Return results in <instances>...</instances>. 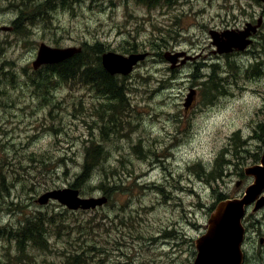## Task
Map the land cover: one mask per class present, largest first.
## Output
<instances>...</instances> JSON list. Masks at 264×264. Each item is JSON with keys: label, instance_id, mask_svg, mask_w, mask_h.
Wrapping results in <instances>:
<instances>
[{"label": "rangeland", "instance_id": "rangeland-1", "mask_svg": "<svg viewBox=\"0 0 264 264\" xmlns=\"http://www.w3.org/2000/svg\"><path fill=\"white\" fill-rule=\"evenodd\" d=\"M22 9L33 17V48L15 53L5 44L8 53L0 57V65L14 59V70L21 75L17 80L11 76V81L9 73L0 76V128L7 130L0 131V228H5L1 233L6 236L0 238V264H63L66 254L76 251L83 252L86 264L108 260L194 264L195 242L207 232L205 225L216 198L208 192V185L190 172L189 165L201 161L210 166L231 143V160L241 168L259 162L264 153V139L256 140L252 134V129L264 122V28L247 52L231 57V62L244 70H254V76L237 73L233 84H226L225 90L208 99L203 85L208 65L219 63L223 71H233L226 67L228 57L214 53L210 32L225 31L227 25L240 29L245 21L264 17V4L257 0H177L172 6L144 9L138 0H47L34 6L28 1ZM12 19L0 15V28ZM7 33L11 32L0 31V44L11 37ZM25 38L24 34L15 37L16 41ZM160 38L164 42L158 41ZM97 42L105 53L128 57L123 46H131L148 54L125 76L135 107L129 113L130 125L124 129L127 139L120 132L103 140L97 112L104 101L96 100L90 89L59 74L49 78L44 75L47 69L36 74L32 67L42 43L80 49ZM18 48L28 49V45ZM167 53L186 54L185 63L179 62V73L170 70ZM193 89L197 95L187 109L186 98ZM236 132L246 142L239 144L243 146L240 151L232 140ZM95 137L104 146L109 171L119 151L126 155L124 146L141 144L151 149L153 156L148 155L144 162L131 159L128 171H133V176L127 173L118 182L121 189L115 195V206L110 202L95 210L72 211L57 201L40 205L38 200L45 193L71 188L69 184L81 173L85 161L86 141ZM11 144L16 148L4 146ZM29 157L37 163L29 164ZM52 157L61 159L55 171L54 165L47 164ZM239 173L236 167L230 168L217 183L230 199L240 198L251 183ZM172 175L178 190L147 187H161L168 179L173 185ZM98 185L92 179L88 188L82 187L81 197H104L98 193ZM250 211L245 221V264H264V244L260 243L264 239V209L255 215ZM37 215H51L60 224L47 236L48 249L30 248L26 258L16 252L7 232ZM161 229L168 234H157ZM101 253L107 260L102 261Z\"/></svg>", "mask_w": 264, "mask_h": 264}, {"label": "trees", "instance_id": "trees-1", "mask_svg": "<svg viewBox=\"0 0 264 264\" xmlns=\"http://www.w3.org/2000/svg\"><path fill=\"white\" fill-rule=\"evenodd\" d=\"M140 3L147 2L148 4H153L155 0H138ZM164 0H159V2H163ZM169 6L173 5V2H177V0H167L166 1ZM38 14H41L38 12ZM158 41H163V38L158 39ZM128 41H126V44ZM157 46V44L155 45ZM138 47H129L123 46V49L127 54L138 53ZM105 51L102 48L100 42H97L94 46L89 47L88 44H85L84 47L81 48V51L74 54L72 57L64 60V62L60 64L48 65L47 70L44 72V75L52 78L56 74H59L61 78L64 80H69L71 83H81L90 89L93 97L96 100H102L100 105L102 106V113L98 111V118L102 120V126L100 127V134L103 140H106V136H114L115 133L118 134L121 132L123 137H127L129 135L124 134V129L126 125H130L128 121L130 119L129 113L135 110L133 107L131 94L132 89L130 85H126L127 79L118 75L110 74L103 65V58L101 55H104ZM163 55V54H162ZM238 54H233L227 56L226 61H228L226 67L232 72L222 70V67L219 63H211L208 65L209 73L203 75V79L206 80L203 85L206 87L207 98H214L218 93L225 90V85L233 84L236 80L237 73L245 72L246 76H249L250 72L254 76L255 71L250 68L244 70L240 66H238L235 62H231V59L236 57ZM242 62V61H241ZM246 66V65H244ZM250 67V66H249ZM199 70V69H198ZM220 70L222 75L220 74ZM175 71V70H173ZM179 73V71L176 69ZM41 81L40 78H38ZM45 81V80H44ZM50 81L47 80L46 82ZM38 86H42V83H38ZM98 109V108H96ZM97 117V116H96ZM94 132H96L94 130ZM252 134H254V139L263 141L264 139V122L259 123L255 128L252 129ZM96 138V137H95ZM243 137L240 132H236L233 135V142L235 147L240 151L242 147L239 144H245V141H242ZM2 141H0V149L2 146ZM16 144H11L10 147L5 148L15 149ZM127 149L126 155H123L120 151L116 156V164L114 166L110 165L109 168L106 167L107 155L104 150L103 144L99 141V139H90L86 141L85 144V161L82 164L81 173L76 177V179L69 184L71 189L77 190L81 193V189L88 188L89 183L92 179H96L99 183L98 185V193L103 194L104 197L107 198L108 204L113 202V206H115L114 198L117 192L121 189L120 182L122 177L129 174V176H133V171L129 170L128 167L132 163L131 159L136 158L145 161V158L152 152L151 149L147 147H142L141 144H135ZM233 145L230 144L229 149H224L220 151L213 161H211L210 166H207L201 161H194L189 165L190 172L199 179L200 182L208 185L210 193H212L216 198V203L213 205V209L220 203L227 199H229L228 195L223 191L217 183L223 180V177L230 168H237L239 171V176L244 178L245 168H241L239 165L235 164L231 160V156L233 154ZM14 153V152H13ZM253 157H256L254 155ZM259 160V156H257L256 161ZM61 159L55 160L52 157L47 164L54 165L55 171L56 168L60 165ZM37 163V161L33 157H29V164ZM256 163V162H254ZM103 168V169H101ZM121 168V171H118ZM126 190L125 187H123ZM117 196V195H116ZM107 204V205H108ZM60 221H56L53 216H33L27 218L21 227L17 230L8 231L7 239L10 242H14L16 245V252L23 253V257L28 258L29 250L32 249H48V238L47 236L51 233L54 227L59 226ZM0 228V238L4 235L1 233ZM6 233V234H7ZM157 234H168V231L163 229L159 230ZM3 237H6L5 235ZM95 248V247H94ZM99 252V251H98ZM104 258L103 253H101ZM83 252L76 251L75 253L69 252L66 254V261H63V264H86V261H82ZM107 259H103L105 261ZM105 264H130L125 261L113 262L107 261Z\"/></svg>", "mask_w": 264, "mask_h": 264}, {"label": "water", "instance_id": "water-1", "mask_svg": "<svg viewBox=\"0 0 264 264\" xmlns=\"http://www.w3.org/2000/svg\"><path fill=\"white\" fill-rule=\"evenodd\" d=\"M260 1L264 3V0ZM262 23L263 19L260 18L256 26L248 24L240 33L211 31L212 43L216 47L215 53L224 55L235 51H246L253 42L250 37L257 34ZM80 51L81 49H59L42 45L34 67L38 69L46 63L55 64L64 61ZM147 56L148 54H139L125 57L116 53H108L103 56V65L112 75L128 76L138 62L145 60ZM184 56H186L184 53L165 55L166 60L171 64V69H175L180 58ZM182 63L184 64L185 60ZM196 95V90H190L185 108L190 107ZM245 175L253 182L246 187L243 196L220 202L212 211L207 223L206 234L196 241L197 256L194 264L245 263L243 244L246 239V227L244 220L249 208H252L253 215L264 209V154L260 164L245 169ZM240 186L241 182L236 188L239 189ZM50 200H55L72 211L94 210L107 203L106 198H81L79 191L71 188L50 191L44 194L38 202L40 205H47ZM261 243H264V240Z\"/></svg>", "mask_w": 264, "mask_h": 264}, {"label": "flooded vegetation", "instance_id": "flooded-vegetation-1", "mask_svg": "<svg viewBox=\"0 0 264 264\" xmlns=\"http://www.w3.org/2000/svg\"><path fill=\"white\" fill-rule=\"evenodd\" d=\"M28 1L30 2V6H34V3L35 2L42 4V1H45L47 3V0H0V15L13 17L12 22L9 25H4V26H2L0 28V31L11 32V33H7V34L11 35V37L9 39H3V42L0 44L1 45L0 46V57L2 55L5 56V53H8V48H5V44L6 45H9L10 47H13V50H14L15 53H17L18 51H20L23 54H24V52H27V53L28 52H31V49L33 48V41H34L33 40V36L35 34L34 31L32 30V26H33V21L32 20H33V17H32V15L25 13V11L22 9V4L26 5ZM166 1L167 0H164L163 2H159V0H155V2L153 4H148L147 2H144V3H140L139 1L138 2L141 4V6L144 9L145 8L153 9V8H156V7L160 6V5H162V4H165L166 6H169ZM175 3H177V2H173V5ZM39 12L41 14H44V15L49 14V16H51L50 15L51 14L50 12H46V13H45V11L44 12L43 11H39ZM259 18H262L263 19L262 16H260ZM37 21H38V19H37ZM177 23H178V20L176 21L175 26H177ZM248 24L256 25L257 24V20L256 19H251V20L245 21L244 26L242 28H240V29H236L234 27L231 28V25H227V27L229 29H226L225 31H232V32L240 33V31L241 30H244L247 27ZM263 28H264V22L262 23L261 27L259 28L257 34H255V35L252 36V41L253 42H252L251 46L254 44L255 38L257 36H259V34L261 33V30ZM218 32H223V31H218ZM19 34L26 35V38L23 39V40L16 41L15 37L17 35H19ZM43 44H45V43H42L38 47V49L36 50V54H37L36 58L37 59H38V55H39V52H40V48H41V46ZM18 45L19 46L20 45H23V46L28 45V49L18 48ZM45 45H47V44H45ZM47 46H49V45H47ZM66 48H68V47H66ZM62 49H64V48H62ZM245 52H247V51H245ZM138 53H140V52H138ZM239 53L240 52H236L235 51V52L230 53L228 55L239 54ZM135 54H137V53H132V54H129V55H135ZM37 59H35V61ZM35 61H33L32 67H33L34 71H37L36 74L41 73L42 71H44L45 69H47V65L49 63L43 64L38 69H36L34 67ZM3 62H4V60H3ZM62 62H64V61L58 62L57 64H60ZM179 65H178V67H179ZM1 66H3V67H1ZM16 66H17V64L14 61V59L5 61L2 65H0V76H3L4 74L9 73V74H11L10 76L7 77V79L9 81H11L13 79V78L11 79V76H15V78L17 80L19 77H21V75H19L14 70L16 68ZM135 68H136V66L133 68V71L135 70ZM176 69H174V70H176ZM133 71L130 74H132ZM2 84H3V81H2V79L0 77V85H2ZM0 93H3L2 87H0ZM0 131L1 132H6L7 130H4V128H0ZM149 155L152 158V156H153L152 152H150ZM171 178L174 181L173 185H171L170 179H168V180H166L165 185H162L161 187L155 186L154 184L151 185V186H147V187L148 188L157 189L159 191H163V190L166 189V186H169V188L171 187L174 190H178V186L176 184L177 179L173 175L171 176ZM240 182H241V185H242V181H240ZM179 190H181L180 187H179Z\"/></svg>", "mask_w": 264, "mask_h": 264}]
</instances>
